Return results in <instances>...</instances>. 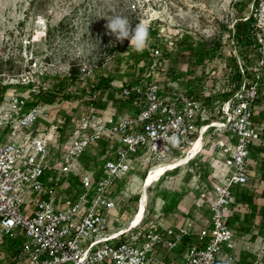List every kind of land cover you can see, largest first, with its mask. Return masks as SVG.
Instances as JSON below:
<instances>
[{"label": "built area", "instance_id": "1", "mask_svg": "<svg viewBox=\"0 0 264 264\" xmlns=\"http://www.w3.org/2000/svg\"><path fill=\"white\" fill-rule=\"evenodd\" d=\"M250 13L246 20L256 56L253 72L249 73L245 64L237 66L238 79L223 90L225 97L217 109L209 101L210 94L194 98L174 83L164 85L158 79L144 77L121 85L116 92L127 104L125 116L114 119V112L105 117L91 108L75 124L66 125L61 134L56 126L49 130L35 127L42 110L31 104L40 95L32 82L20 84L26 87L23 93L2 97L0 235L21 241L11 264L234 261L230 252L236 242L231 226L235 190L249 181L251 150L261 134L254 113L264 70V0H254ZM155 67L154 63L152 72ZM90 88L88 100L96 102L100 92L93 84ZM217 135L227 142L214 143L213 153L222 158L219 169L204 180L197 156L205 140ZM200 139L201 150L191 154ZM188 155L183 166H189L197 181H202L201 203L196 207L204 204L208 218L199 215L172 226L150 223L146 201L137 225L130 224L136 207L125 227L110 226L113 219L109 212L116 210L121 193L116 191L123 182L130 183L139 167ZM85 158L87 163L81 164ZM152 168L146 170L143 179ZM75 187L82 193L68 192Z\"/></svg>", "mask_w": 264, "mask_h": 264}, {"label": "rangeland", "instance_id": "2", "mask_svg": "<svg viewBox=\"0 0 264 264\" xmlns=\"http://www.w3.org/2000/svg\"><path fill=\"white\" fill-rule=\"evenodd\" d=\"M253 5L254 0H0L3 97L23 93L26 87L20 84L32 82L40 95L31 104L42 110L35 127L49 130L56 126L61 134L66 125L75 124L91 108L99 114L105 109L109 113L118 108L125 111L127 104L117 97L118 88L144 77L164 85L174 83L194 98L210 94L209 101L217 109L225 97L223 90L234 82L237 66L245 64L248 72H253V48L246 49L233 38L234 25L246 21ZM117 14L126 16L133 27L138 22L148 26L150 38L143 51L107 34L104 17ZM72 70L76 72L73 79ZM91 84L100 92L96 102L88 100ZM259 88L255 114L258 112L256 121L264 133V70ZM216 142L227 141L219 135L207 138L197 156L204 180L219 169L222 157L213 153ZM262 144V154L251 164L254 176L235 195L238 199L247 196L251 202L237 207L239 220H234L233 227L239 234L235 260L230 264H264V139ZM86 159L81 164H86ZM166 161H151L137 169L128 185L123 182L116 191L121 192L116 210L109 212L113 219L110 226L127 225L136 210L146 170ZM195 176L189 166H182L154 183L147 193V221L178 225L196 212L208 218L204 204L196 207L203 191L202 181ZM75 188L68 192L82 193L81 188ZM9 240L0 235V264L13 260L7 249Z\"/></svg>", "mask_w": 264, "mask_h": 264}, {"label": "clouds", "instance_id": "3", "mask_svg": "<svg viewBox=\"0 0 264 264\" xmlns=\"http://www.w3.org/2000/svg\"><path fill=\"white\" fill-rule=\"evenodd\" d=\"M104 18L107 21L105 25L107 34L114 37L116 41L127 40L129 47L137 52L143 51L148 46L150 37L147 25L138 22L133 27L126 16L119 14Z\"/></svg>", "mask_w": 264, "mask_h": 264}, {"label": "bare ground", "instance_id": "4", "mask_svg": "<svg viewBox=\"0 0 264 264\" xmlns=\"http://www.w3.org/2000/svg\"><path fill=\"white\" fill-rule=\"evenodd\" d=\"M36 41V40H35ZM202 148V140L200 139L195 146L192 148L191 154H196L199 152ZM188 156H183L181 158L176 159L175 161H166L162 164L152 168V170L149 172L146 178H144L139 186L138 191V200L136 202L137 211L135 213V216L133 218V221L130 222L131 227H134L139 223V221L142 219L144 211H145V205L147 201V193L148 190L151 188V186L158 181L167 171H171L175 168L182 167L187 161ZM137 188V186H135ZM129 224V225H130Z\"/></svg>", "mask_w": 264, "mask_h": 264}, {"label": "crops", "instance_id": "5", "mask_svg": "<svg viewBox=\"0 0 264 264\" xmlns=\"http://www.w3.org/2000/svg\"><path fill=\"white\" fill-rule=\"evenodd\" d=\"M258 103V102H257ZM115 115L113 116V118L114 119H117V118H119V117H123V116H125L126 115V110L124 111V110H120L119 108L118 109H115ZM102 115L103 116H105V117H110V115L112 114V113H109V112H107V110L105 109V110H103L102 112ZM114 113V112H113ZM257 115H258V112H257V114H255L254 113V119H255V121H256V119H257ZM256 123L257 124H259L257 121H256ZM264 126V125H263ZM261 131H262V129H261ZM262 134L264 135V133H263V131L261 132V134H260V140H259V142L258 143H256L253 147H252V150H251V162H250V165H249V179H251V177H253L254 175H253V172L251 171L253 168H252V162H253V160L254 159H259V157H260V155L262 154V150H263V148H262V142H263V139L264 138H262ZM257 163V162H256ZM260 171V170H259ZM258 171V172H259ZM263 173V172H262ZM261 177V176H260ZM263 181V180H262ZM248 184V183H247ZM247 184L246 185H244V186H241V187H238L236 190H235V195L237 194V192H239V190L241 189V188H243V187H246L247 186ZM234 195V196H235ZM243 199V200H240V199ZM250 202H251V198H249V197H247V196H242V197H240L239 199L235 196V205H234V216H233V220H232V222H231V226L233 227V223H234V220L235 221H238L239 220V218H238V214H237V207L238 206H240V207H247L249 204H250ZM200 212H196L195 213V216L194 217H191V215H189L187 218H185V219H195L197 216H199V215H201V213L199 214ZM202 216V215H201ZM184 221H182V222H180L179 224H182ZM178 224V225H179ZM234 228V227H233ZM234 230H235V228H234ZM235 233H236V237H237V233L239 234V232H237L236 230H235ZM237 241V240H236ZM235 249H236V242H235V248H234V250L232 251V252H230L233 256H234V260H235Z\"/></svg>", "mask_w": 264, "mask_h": 264}, {"label": "trees", "instance_id": "6", "mask_svg": "<svg viewBox=\"0 0 264 264\" xmlns=\"http://www.w3.org/2000/svg\"><path fill=\"white\" fill-rule=\"evenodd\" d=\"M249 20L246 21H241V22H237L234 25V35L233 38H236L237 41L240 40V44L243 45L246 49L251 47L252 44V40H251V36H250V26H249ZM198 61H200L198 59ZM76 72L75 70H72L70 73V77L75 78ZM235 78L238 79L237 75L235 76ZM107 82V81H105ZM98 88H100V86H98ZM0 100L3 97V92L5 90L4 87H0ZM240 200H243L242 198ZM3 238L9 240L8 238L2 236ZM9 241H11L10 243L7 244V249L9 250V253L11 256H15V254L17 253L20 245H21V241L19 239H10Z\"/></svg>", "mask_w": 264, "mask_h": 264}]
</instances>
